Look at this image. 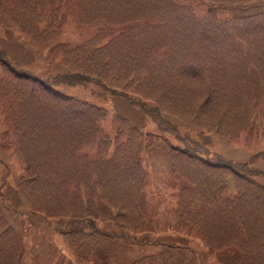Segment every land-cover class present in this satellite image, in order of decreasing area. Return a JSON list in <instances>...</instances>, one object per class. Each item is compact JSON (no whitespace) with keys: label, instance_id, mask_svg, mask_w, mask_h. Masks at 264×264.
I'll return each instance as SVG.
<instances>
[{"label":"trees","instance_id":"1","mask_svg":"<svg viewBox=\"0 0 264 264\" xmlns=\"http://www.w3.org/2000/svg\"><path fill=\"white\" fill-rule=\"evenodd\" d=\"M0 11L38 44L59 34L68 15L97 26L80 43L51 46L48 56L71 67L53 76L20 66L0 47L1 146L21 163L17 184L30 211L90 229L56 227L77 253L111 237L147 243L159 236L139 209L142 130L116 114L111 137L101 125L103 106L56 91L51 82L99 83L162 129L173 127L167 113L206 131L245 132L246 141L264 135V9L221 17L211 9L197 15L178 0H74L72 7L60 0H0ZM250 67L263 85L258 98ZM208 152L200 142L169 146L170 171L188 181L176 200L179 225L186 224L181 232L199 238L209 253L234 248L231 264H264V185L250 177L264 170L248 164L259 153L264 158V150L244 162ZM229 178L235 192L224 195ZM3 219L0 206V226ZM21 254L15 228H0V264H21ZM122 264L177 262L163 248Z\"/></svg>","mask_w":264,"mask_h":264},{"label":"rangeland","instance_id":"2","mask_svg":"<svg viewBox=\"0 0 264 264\" xmlns=\"http://www.w3.org/2000/svg\"><path fill=\"white\" fill-rule=\"evenodd\" d=\"M72 7L74 0H60ZM189 4L197 15L204 14L208 9L219 16L226 17L251 13L264 9V0L250 2H223L218 0H178ZM137 23L132 21L117 26L126 29ZM97 30L93 24L76 22L73 15H68L59 34L42 44L36 43L16 24L0 11V47L5 49L9 58L20 66L44 77L53 76L71 70L68 64L61 63L57 58L48 56L49 49L56 42L65 41L73 46L89 38ZM249 74L254 84L256 98L263 90L257 71L250 67ZM51 86L59 92L74 96L97 105L106 111L101 121L102 127L112 137L117 122L116 114L128 117L133 124L142 130L140 160L144 165V174L139 191V209L144 220L155 228L154 234L159 240L147 243H136L111 237L90 252L77 253L69 242L67 233L58 230L57 226L90 229L84 222L66 225L65 216L42 217L30 211L31 203L18 186V176L23 173L21 163L9 149L1 146L5 128L0 111V206L3 222L0 228L11 225L15 228L22 245L21 264H122L144 254L169 248L174 253L177 264H231L238 252L234 248L225 247L209 253L203 243L191 233H182L185 222L179 225L176 211L177 194L188 181L169 169V146L188 147L200 142L209 149L210 154H221L225 159L234 162L249 161L258 152L264 150V135L249 141L244 139L245 132L237 137L206 131L194 122L183 121L173 115L163 113L172 128L162 129L138 106L129 103L123 97L111 94L103 85L85 81L82 83L51 82ZM256 128L253 121L247 130L251 136ZM262 131V128H259ZM251 168L264 170V158L259 153L248 162ZM264 185V171L250 174ZM235 192L234 184L229 178L223 190L224 195ZM176 225L177 228L172 227ZM99 226L105 227L102 221Z\"/></svg>","mask_w":264,"mask_h":264}]
</instances>
